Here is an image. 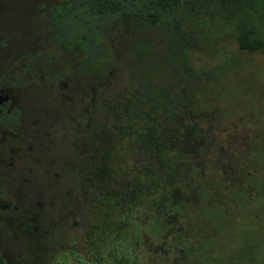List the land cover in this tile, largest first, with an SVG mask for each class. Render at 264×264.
Instances as JSON below:
<instances>
[{"label": "rangeland", "instance_id": "rangeland-1", "mask_svg": "<svg viewBox=\"0 0 264 264\" xmlns=\"http://www.w3.org/2000/svg\"><path fill=\"white\" fill-rule=\"evenodd\" d=\"M193 31L190 30V35L197 33L203 45L191 54L192 69L198 78L194 81L184 80L181 71L171 66L157 32L135 18L116 21L100 38L102 62L97 64L96 58H87L83 79L88 94L92 92L102 98L99 122L104 135L109 137L113 122L124 131L116 141V148L109 149L108 155L115 162L103 168L113 175L108 182L103 181V197L117 188L118 198L113 209L103 206L101 218L110 215V221L119 226L109 225L98 245L106 252L108 247L114 248L111 244L114 240L118 245L113 251L126 252L132 260L141 253L147 263L173 264L180 246L179 240L174 241L168 232L177 230L187 236L191 230L198 245L193 264H260L258 251L263 228L257 218L251 235L253 259L243 257L242 249L247 243H241L240 238L235 245L242 249L234 250L233 244L228 249L223 241L221 250H216L213 240H204L206 231L201 223L202 212L207 208L226 211L229 223L230 181L249 168L255 139L264 130V50L238 49L232 26L215 17L195 22ZM167 88L174 94L183 91L186 100L192 98L195 110L189 108V112H184L178 108L171 112L156 108L158 104L163 107ZM127 103L144 116L143 119L135 116L131 141L130 136L127 139L124 114L118 120ZM164 151L174 158L176 168L181 171L179 179L171 180V185L166 179L170 171L162 158ZM161 196L165 197L166 206L174 207L170 214H165L176 216L169 228L160 223L161 213L155 209ZM259 201L256 196L250 203L255 214L262 210ZM241 204L246 207L245 200ZM79 214L77 211L74 218L77 222ZM95 218L96 215L86 211L82 222L90 224ZM72 221L65 239L60 230L52 235L50 243L34 251V247L26 245L4 246L0 250L8 264H82L88 247L87 240L84 241L87 235L84 228L74 226ZM241 221L235 227L237 237L245 235L248 228L244 216ZM228 232L229 227L222 235L225 241ZM166 235L171 238H165ZM202 243L206 245L200 246Z\"/></svg>", "mask_w": 264, "mask_h": 264}, {"label": "flooded vegetation", "instance_id": "flooded-vegetation-1", "mask_svg": "<svg viewBox=\"0 0 264 264\" xmlns=\"http://www.w3.org/2000/svg\"><path fill=\"white\" fill-rule=\"evenodd\" d=\"M69 5L0 0L1 250L34 251L60 230L65 239L71 219L86 236V211L99 222L104 202L117 205V188L103 197V168L115 162L109 149L124 131L113 122L109 137L103 133L102 98L88 94L83 79L91 50L65 24Z\"/></svg>", "mask_w": 264, "mask_h": 264}, {"label": "trees", "instance_id": "trees-1", "mask_svg": "<svg viewBox=\"0 0 264 264\" xmlns=\"http://www.w3.org/2000/svg\"><path fill=\"white\" fill-rule=\"evenodd\" d=\"M64 16L66 17L65 24L69 27L70 33L85 35L88 48L91 50L88 59H98L97 64L104 59H102V57L100 58L98 51L95 49V40L97 37H104L105 32L116 21L124 18H135L140 23L151 26V28L157 32L159 41L163 46V50L171 66L176 69V71H181L184 80L191 79L194 81L198 79L192 69L191 54L196 50L202 49L203 45L198 40L196 36L197 33L191 36L190 30L193 31V24L195 22H201L204 19L214 17L218 18L225 24L232 26L233 40L238 49L248 52L264 50V0H70L69 11L65 13ZM172 92L167 88L163 107L160 104H155L156 108H167L171 112H175L178 108L184 112H189V108L195 110V104L192 98L186 100L187 97H185L183 91L175 94ZM161 94L162 92L157 95V97ZM153 107L154 105L152 109ZM123 114L124 118L126 117L127 119L126 129L132 128L136 120L135 116H140L141 119L144 117L133 110L131 103H127L126 106H124L123 111L119 113L118 120L122 119ZM119 129L123 130L121 127H119ZM254 143V148H252V150L254 149V153L249 168H247L244 173L238 174L235 181H230L229 187L231 189L232 200L227 210L229 215L228 218H230L229 223H226L227 219L224 215L226 211L221 212L215 208L208 210L207 208L202 212L203 220L201 227L206 231L204 240H213L216 250H221L220 244H222L223 241L225 245L228 244V249L233 247L232 244L234 245V250L242 249L239 245H235L240 238L241 243H247V247L242 249L243 257L253 259L251 235L252 226L255 224V219L257 218V221L260 222L263 228L258 258L260 264H264V130L260 136L255 139ZM165 153L167 157H165ZM162 158L166 161V169L170 171L167 173L166 179L169 185H171V180L176 181L179 179L181 171L179 168H176L175 165L177 162H174V158L172 159L168 152L164 151L162 153ZM146 172L147 171L144 173L146 174ZM110 173L111 172L108 171L105 172V169L103 170V181L107 180L108 182V180L113 178L112 173ZM144 188L148 190L147 185H145ZM137 190L133 192L134 197L135 195L137 196ZM147 192L148 191H146V193ZM127 194L129 193L127 192ZM256 196H258L260 206L263 210V212L261 210L260 214L258 212L255 214V211H252L250 207L251 201L254 200ZM164 198L165 197L161 196L156 207H154L161 213L160 223L169 228L172 227L174 223L173 220L176 216L167 217V215H165L170 214L174 207L168 204L166 206L164 204ZM243 200L246 202L244 205L246 207H243L241 204ZM105 203L106 202H104V206ZM234 211L236 212L234 213ZM243 216L248 223V228L244 232L245 235L237 237L238 232L235 230V227L240 225ZM166 217L167 219H165ZM109 218L110 215H104L100 218L99 222L94 220L87 228L86 240L88 247L86 246V258L82 264H150L143 259L141 253H137L135 259L132 260L128 257L126 252H114L113 250L115 248V250H117V243H114V240H111V244L114 248L108 247L109 249L106 252L105 250L102 252L101 247L98 245L99 240L103 239L109 225L112 226L113 224L114 226H119V223H113ZM162 218L165 220L163 221ZM187 222L188 226L191 227L189 221ZM227 227H229V232L227 236L228 239L225 241L222 239V235L225 234L224 232ZM173 231L174 233H170L171 231H169L168 234L173 237L174 241L179 240L177 245L180 246L178 260L176 259L173 264H193L196 257L194 250L198 247L193 241V231L191 233L190 230L191 235L189 234L187 236L181 235L177 230ZM167 237L168 235L165 236V238ZM168 241L169 240H167L166 243H168ZM203 245L205 246L206 243H202L200 246ZM154 251H156V249H154ZM106 253L107 256H105ZM167 253L168 252H166V255ZM237 259L240 260L241 258ZM0 264L7 263L0 257Z\"/></svg>", "mask_w": 264, "mask_h": 264}]
</instances>
